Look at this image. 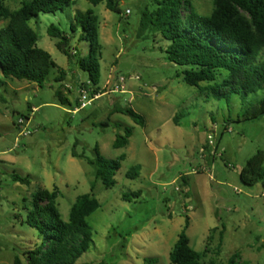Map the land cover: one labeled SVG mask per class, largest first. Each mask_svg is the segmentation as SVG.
<instances>
[{
	"label": "rangeland",
	"instance_id": "1",
	"mask_svg": "<svg viewBox=\"0 0 264 264\" xmlns=\"http://www.w3.org/2000/svg\"><path fill=\"white\" fill-rule=\"evenodd\" d=\"M189 1L202 15L214 6L213 0ZM3 3L12 11L20 0ZM88 8L98 17L97 87H89L88 74L61 49L87 54L88 42L70 24L76 10ZM119 8L117 13L104 2L71 0L63 10L39 13L29 25L38 35L36 45L55 62L43 86L0 72V264H13L15 257L25 264V252L42 240L25 222L37 189L58 188L57 209L67 220L70 205L92 185L100 207L86 218L92 242L74 264H146V257L171 264L168 254L186 219L189 244L202 253L203 262L225 264L239 251L237 264H264V190L239 180L246 161L264 151V115L244 118L264 97V88L227 101L188 85L178 74L181 67L166 58L168 41L158 31H139L141 12L152 10L153 0H119ZM50 24L69 38L67 45L60 48V39L48 35ZM61 69L64 78L56 81ZM121 76L123 88L116 90ZM57 89L69 104L57 100ZM117 105L142 114L145 126L113 112ZM115 123L132 127L124 147L112 146L123 133ZM96 144L108 159L125 154L112 187H104L88 163ZM74 145L82 156L71 154ZM135 164L139 175L127 177ZM13 173L27 176L29 183L13 181ZM132 191L139 196L122 198Z\"/></svg>",
	"mask_w": 264,
	"mask_h": 264
},
{
	"label": "trees",
	"instance_id": "2",
	"mask_svg": "<svg viewBox=\"0 0 264 264\" xmlns=\"http://www.w3.org/2000/svg\"><path fill=\"white\" fill-rule=\"evenodd\" d=\"M93 5L104 2L107 9L120 13L119 0H87ZM71 0H20L17 9L10 11L0 0V72L3 76L15 77L43 86L55 62L50 54L36 45L37 33L29 25L30 19L39 13H54L63 10ZM154 8L141 12L139 31H158L168 41L164 51L166 58L181 67L182 79L188 85L215 99L229 100L234 94L242 97L264 88V0H213V9L202 15L194 11L189 0H153ZM187 10L184 14L183 9ZM80 30L79 39L88 42V52L82 56L68 53L62 44L67 45L69 38L62 31L50 24L48 35L60 39L58 45L62 51L73 59L79 69L88 74V85L98 86L100 80L101 44L98 35V17L93 9L76 10L70 30ZM64 70L59 71L56 81L64 78ZM205 82V84H201ZM87 86L86 84H84ZM87 87V88H89ZM96 89L90 90V94ZM61 104H69V99L60 89L55 91ZM77 103V100H75ZM113 112L128 115L136 124L145 126V117L130 106H116ZM264 115V97L252 107L245 119ZM107 126L108 123H101ZM123 133H117L112 146L124 147L132 134V127L114 124ZM71 154L82 156L75 151ZM94 158L88 163L95 167V177L104 187L115 184L114 175L125 158L121 153L115 159L104 157L98 145L93 148ZM264 151L257 150L239 172L243 185L252 186L259 183L264 190ZM125 175L136 178L139 165H132ZM13 181L29 183L27 176L13 173ZM91 192L78 195L70 205L68 218L63 220L57 209L58 188L52 190L39 188L32 194L31 207L25 222L37 229L42 240L39 245L27 250L25 264H74L88 249L92 242V227L87 217L100 207V203ZM138 191L123 193L139 196ZM188 220L178 233L169 251L171 264H219L213 260L203 262L202 253L193 249L186 234ZM223 228L218 232V247L223 237ZM213 228L212 231H214ZM239 251L233 252L225 264H237ZM146 264H160L156 258H144ZM13 264H22L15 257Z\"/></svg>",
	"mask_w": 264,
	"mask_h": 264
},
{
	"label": "built area",
	"instance_id": "3",
	"mask_svg": "<svg viewBox=\"0 0 264 264\" xmlns=\"http://www.w3.org/2000/svg\"><path fill=\"white\" fill-rule=\"evenodd\" d=\"M127 11H129V10H127ZM123 82H124V77L123 76L119 77V82H117L115 84V89L116 90L122 89L123 88ZM84 105H85V102L82 103V106H84ZM22 122H23V119L22 118H19L18 119V123L21 124ZM261 197H262V199L264 201V191L262 192Z\"/></svg>",
	"mask_w": 264,
	"mask_h": 264
},
{
	"label": "water",
	"instance_id": "4",
	"mask_svg": "<svg viewBox=\"0 0 264 264\" xmlns=\"http://www.w3.org/2000/svg\"><path fill=\"white\" fill-rule=\"evenodd\" d=\"M62 47H63V45H62Z\"/></svg>",
	"mask_w": 264,
	"mask_h": 264
}]
</instances>
